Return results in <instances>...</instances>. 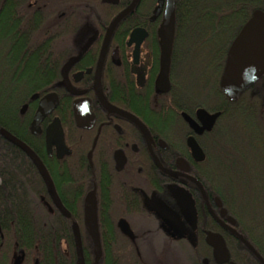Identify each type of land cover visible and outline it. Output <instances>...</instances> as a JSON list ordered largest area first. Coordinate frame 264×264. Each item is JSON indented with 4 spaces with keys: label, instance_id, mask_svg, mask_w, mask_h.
<instances>
[{
    "label": "flooded vegetation",
    "instance_id": "obj_1",
    "mask_svg": "<svg viewBox=\"0 0 264 264\" xmlns=\"http://www.w3.org/2000/svg\"><path fill=\"white\" fill-rule=\"evenodd\" d=\"M166 1L156 13L160 0H140L114 31L104 55L107 30L117 15L105 25L101 8L122 6V12L133 0L0 2V16L8 15L11 23L0 33V73L13 70L12 14L29 25L24 31L50 16L26 45L30 53L22 75L7 85L0 104V139L20 151L41 178L28 155L1 131L36 154L71 216L56 206V217L65 218L72 231L77 224L80 233L86 232L94 255H103L107 263L167 264L175 254L180 264H218L208 240L220 235L230 256L224 264H236L231 241L243 242L232 233H239L237 220L220 188L230 169L219 162L220 153L231 150L226 143L233 142L229 120L201 107L199 92L174 87L172 58L168 91L160 92L156 85L162 55L158 31ZM135 30L139 33L131 39ZM45 42L55 47L47 57ZM257 83L235 98L221 84V93L226 102H236ZM49 95H56V107L37 122L41 102ZM199 110L220 113L210 131L204 130ZM54 123L49 145L47 134ZM190 139L202 150L203 162L193 157ZM252 153L249 147L251 160ZM255 154L264 165V148ZM178 160L185 163L179 166ZM89 196L95 202L99 256L85 225Z\"/></svg>",
    "mask_w": 264,
    "mask_h": 264
},
{
    "label": "trees",
    "instance_id": "obj_2",
    "mask_svg": "<svg viewBox=\"0 0 264 264\" xmlns=\"http://www.w3.org/2000/svg\"><path fill=\"white\" fill-rule=\"evenodd\" d=\"M5 1L26 3L29 0H0ZM121 10L122 6L102 7L105 25ZM258 11L264 13V0H175L172 79L174 87L186 85L191 92H199L201 107L221 112L223 122L229 120L233 142L229 139L226 145L231 150L219 155L221 166L230 167L222 176L221 197L235 215L239 233L264 259V165L255 154L260 147L264 148V85H260L264 84V75L258 85L245 91L236 102H226L221 93L230 47ZM12 17L13 70L0 73V104L8 91V83L16 82L22 75L21 67L30 53L27 54L26 45L50 16L27 31L24 29L29 25L15 21L14 14ZM7 18L8 15L0 16V33L10 27ZM53 49L54 46L45 42V57ZM237 140L242 141L241 145ZM249 147L255 152L253 160L249 158ZM26 163L28 159L20 151L0 139V264H16L22 253L21 264L36 261L38 264H77L69 222L56 217V208L44 183ZM235 202L237 209L233 207ZM81 236L86 264H119L116 259L107 263L103 255L96 257L86 232H81ZM232 243L234 246L230 249L236 264H261L238 240L231 241V246ZM125 264L138 263L127 260Z\"/></svg>",
    "mask_w": 264,
    "mask_h": 264
},
{
    "label": "water",
    "instance_id": "obj_3",
    "mask_svg": "<svg viewBox=\"0 0 264 264\" xmlns=\"http://www.w3.org/2000/svg\"><path fill=\"white\" fill-rule=\"evenodd\" d=\"M140 0H133L131 5L119 13L112 23L110 24L103 49L104 52L107 49L108 43L118 27V25L129 16L138 5ZM164 0H160L158 7L156 8V13L161 11ZM163 21L158 31V36L161 45V68L160 73L157 78V88L160 92H167L169 84V74L171 68V58L173 52V44L175 37V24H176V14H175V0H167L165 4V10L163 14ZM139 33L138 30H135L131 34V39H133ZM264 75V13L256 12L250 21L244 26L237 38L234 40L233 44L230 47L228 53V60L225 67V71L222 78L223 88L230 94L232 98L237 97V95L244 90L246 87L254 84L259 78ZM56 107V95H49L43 98L40 106V110L37 114V122L42 120L46 115L50 114ZM186 117V116H185ZM199 119L204 123V130L210 131L220 117V113L209 114L205 110L198 111ZM187 118V117H186ZM190 123L192 121L187 118ZM141 129L145 130L144 126L139 123ZM193 126V124H192ZM56 131V123L48 131V142L50 141L51 133ZM198 133L200 131L196 130ZM3 136L20 147L32 160L35 166L38 169V172L44 182V185L47 189L48 195L56 208L65 214L67 218H70V214L66 212L62 206L58 196L56 195V189L54 183L44 166V164L39 160L36 154L25 144L19 140L12 137L9 133L2 130ZM50 145V142H49ZM189 147L192 151L193 157L199 161L203 162L205 156L202 150L199 148L198 144L194 139L189 140ZM179 166L182 163H185L183 160H178ZM182 170H186L180 167ZM226 211L222 209L221 216H225ZM229 222L234 225L235 222L232 218H229ZM85 225L88 230L89 236L93 239L96 246L95 254L100 255V245H99V235L97 231V218H96V209L95 202L90 196L87 198L85 203ZM0 227V235H1ZM232 233L243 242V244L256 256L261 264H264V259L262 256L235 230H232ZM73 235L75 242V250L77 255V264H86L83 251V243L81 238V233L77 224L73 225ZM210 246L214 250V257L218 264H224L229 262V253L226 248L224 239L220 235L211 236L208 240ZM95 246V247H96ZM24 255L21 254V258H18L16 264L19 263V259L23 260ZM38 264V261L35 262Z\"/></svg>",
    "mask_w": 264,
    "mask_h": 264
},
{
    "label": "rangeland",
    "instance_id": "obj_4",
    "mask_svg": "<svg viewBox=\"0 0 264 264\" xmlns=\"http://www.w3.org/2000/svg\"><path fill=\"white\" fill-rule=\"evenodd\" d=\"M236 143H238L239 145H241L240 143H242V141L237 140ZM235 204L236 205H233V207L234 208L236 207L235 209H237L238 208L237 203L235 202ZM177 256H179V255L173 254V256L171 257V259L170 258L168 259V263L167 264H180ZM187 264H190L189 260L187 261Z\"/></svg>",
    "mask_w": 264,
    "mask_h": 264
}]
</instances>
